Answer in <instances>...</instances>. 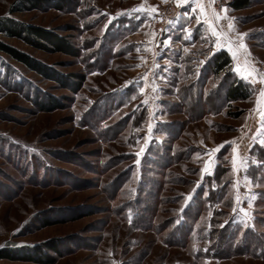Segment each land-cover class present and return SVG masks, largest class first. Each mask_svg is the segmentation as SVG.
<instances>
[{
    "label": "rangeland",
    "instance_id": "1",
    "mask_svg": "<svg viewBox=\"0 0 264 264\" xmlns=\"http://www.w3.org/2000/svg\"><path fill=\"white\" fill-rule=\"evenodd\" d=\"M188 1L0 0V22L55 31L80 55L2 43L86 77L75 93L0 50V250L56 242L53 264H264V0ZM221 51L248 100L208 101L232 81L212 74Z\"/></svg>",
    "mask_w": 264,
    "mask_h": 264
},
{
    "label": "trees",
    "instance_id": "2",
    "mask_svg": "<svg viewBox=\"0 0 264 264\" xmlns=\"http://www.w3.org/2000/svg\"><path fill=\"white\" fill-rule=\"evenodd\" d=\"M250 6V0H235L231 7L235 10H243ZM60 7L59 9H61ZM0 33H5L10 37L20 38L30 44L31 46L47 51L52 54H65L70 57H79L80 51L79 49L73 45L65 36H61L55 31L44 29L41 27L19 24L13 22V20H4L0 22ZM0 50L9 54L12 58L24 64L27 68L32 70L33 72L41 75L45 79L58 82L63 84L66 89H70L71 91L78 93L81 91L83 84L85 82V76H77L72 75L69 78H64L58 71L46 66L42 62L29 57L27 54L20 52L15 48H11L6 46L4 43L0 41ZM232 67V58L226 51H221L214 55L212 61L210 62V68L213 75L219 76L222 73H225L227 77L232 78L230 74V70ZM76 80L77 82H72ZM184 97L191 98L194 95L198 96V99L202 101L203 96L202 92H199L194 89H186ZM252 96L251 87L245 83L244 81L238 78H232L230 84L226 86V88L222 91V93L211 92L208 96V101L220 99L224 100L228 104L246 101ZM202 104V103H201ZM58 107V105H56ZM189 111H186V116L189 119L197 120L199 117H202L203 111L207 109V103L199 106H189ZM44 111L50 110L52 108L41 107ZM216 109V108H214ZM201 115V116H200ZM234 117L239 116V114L233 115ZM220 184H217V186ZM212 194V193H211ZM213 196V195H212ZM207 202L214 203V197H209ZM158 204V201H156ZM158 207V205H156ZM85 217V216H82ZM149 231L156 232L160 236H168L164 241L166 245L171 246L175 245V241L169 240V238H173L172 234L168 233L167 228H164L160 225H154L151 222L146 225ZM167 231V232H166ZM190 231V230H188ZM166 234L163 235V233ZM224 233V230H223ZM221 237V234H220ZM223 239V243H225L226 247H234L233 253L236 254L238 252L246 253L252 250L253 246H256L255 243L250 242L248 244L247 241L237 240V236H233L232 238ZM183 242H189V238L186 236L182 237ZM260 245L257 244V247ZM263 247V246H260ZM233 249V248H232ZM249 253V252H248ZM54 255H61L60 246L56 242L37 245L33 248H20L19 250L15 249H4L0 250V260H7L11 262H19V263H36V264H53L55 262ZM227 255V254H225ZM246 255V254H245ZM248 255V254H247Z\"/></svg>",
    "mask_w": 264,
    "mask_h": 264
},
{
    "label": "snow or ice",
    "instance_id": "3",
    "mask_svg": "<svg viewBox=\"0 0 264 264\" xmlns=\"http://www.w3.org/2000/svg\"><path fill=\"white\" fill-rule=\"evenodd\" d=\"M176 3L178 5L182 4V3H187V0H176ZM141 10H144V9H137V11H141ZM226 11V10H225ZM229 27H231V25H229ZM241 35H246V34H241ZM255 82V81H253ZM262 82H264V80H262ZM262 95H264V92H262ZM262 143H264V141H262ZM218 150V149H217Z\"/></svg>",
    "mask_w": 264,
    "mask_h": 264
},
{
    "label": "built area",
    "instance_id": "4",
    "mask_svg": "<svg viewBox=\"0 0 264 264\" xmlns=\"http://www.w3.org/2000/svg\"><path fill=\"white\" fill-rule=\"evenodd\" d=\"M263 79H264V75H263ZM259 88V87H258Z\"/></svg>",
    "mask_w": 264,
    "mask_h": 264
},
{
    "label": "crops",
    "instance_id": "5",
    "mask_svg": "<svg viewBox=\"0 0 264 264\" xmlns=\"http://www.w3.org/2000/svg\"><path fill=\"white\" fill-rule=\"evenodd\" d=\"M188 2H190V0ZM255 125H256V123H255Z\"/></svg>",
    "mask_w": 264,
    "mask_h": 264
}]
</instances>
